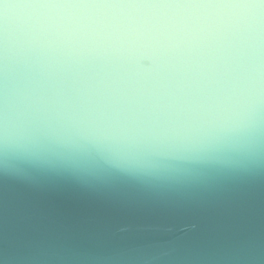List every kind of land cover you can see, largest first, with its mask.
I'll return each instance as SVG.
<instances>
[{
    "label": "clouds",
    "instance_id": "clouds-1",
    "mask_svg": "<svg viewBox=\"0 0 264 264\" xmlns=\"http://www.w3.org/2000/svg\"><path fill=\"white\" fill-rule=\"evenodd\" d=\"M2 5L0 143L91 138L123 150L256 137L264 0ZM19 16V35L9 21ZM151 51L153 68L139 66Z\"/></svg>",
    "mask_w": 264,
    "mask_h": 264
},
{
    "label": "water",
    "instance_id": "water-1",
    "mask_svg": "<svg viewBox=\"0 0 264 264\" xmlns=\"http://www.w3.org/2000/svg\"><path fill=\"white\" fill-rule=\"evenodd\" d=\"M0 264H264V123L197 146L0 143Z\"/></svg>",
    "mask_w": 264,
    "mask_h": 264
}]
</instances>
